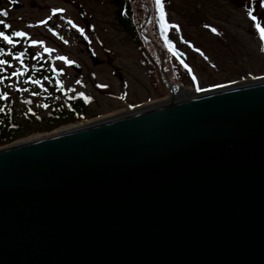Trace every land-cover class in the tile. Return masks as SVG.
<instances>
[{
	"label": "water",
	"instance_id": "water-1",
	"mask_svg": "<svg viewBox=\"0 0 264 264\" xmlns=\"http://www.w3.org/2000/svg\"><path fill=\"white\" fill-rule=\"evenodd\" d=\"M165 103L1 147L0 264H264V80Z\"/></svg>",
	"mask_w": 264,
	"mask_h": 264
},
{
	"label": "rangeland",
	"instance_id": "rangeland-1",
	"mask_svg": "<svg viewBox=\"0 0 264 264\" xmlns=\"http://www.w3.org/2000/svg\"><path fill=\"white\" fill-rule=\"evenodd\" d=\"M141 1L142 5L136 6V20L143 32L150 22V33L167 36L175 52L182 53L177 54L179 58L161 38L148 34L141 49L134 34L120 23L114 0H2L1 12L7 11L8 16L0 15V20L27 35L19 37V43L14 45L0 38V45L21 50L30 47L34 53L32 62L40 58L46 66L57 69L62 81V102L66 103L78 91L87 98L86 117L82 120L52 130L30 132L2 147L33 135L98 122L158 103L165 97L171 98L164 82L167 85L169 81L174 82L185 93L197 89L206 92L264 78V51H261L264 42L247 14L249 8L253 9V15L264 27V8L260 0H161L168 25L163 33L156 2ZM52 9L64 11L53 14ZM81 28L83 34L79 31ZM211 28H216L217 32H212ZM31 40L44 44L32 45ZM45 47L54 51L47 53ZM58 56H65L74 63L66 64L57 59ZM13 61L17 65L20 60L14 58ZM16 77L17 83L23 84L22 74ZM78 80L80 83H76ZM14 92L19 96L30 95L37 110L44 114V89L41 88L38 95L31 94L28 87L19 91L16 88ZM42 122L40 118L34 126Z\"/></svg>",
	"mask_w": 264,
	"mask_h": 264
},
{
	"label": "trees",
	"instance_id": "trees-1",
	"mask_svg": "<svg viewBox=\"0 0 264 264\" xmlns=\"http://www.w3.org/2000/svg\"><path fill=\"white\" fill-rule=\"evenodd\" d=\"M114 2L117 6V16L120 23L129 32L134 34L135 41L143 49V45H145V41L148 38L140 32V23L136 20V6L138 4L142 5V1L114 0ZM1 3L2 0H0V12L2 10ZM149 25L150 22L146 24L148 36L161 38L162 43L167 46L165 36L151 34ZM0 29L8 35H11L15 31L11 28L4 29L2 24H0ZM13 39L17 40V37H13ZM13 52L14 55L20 52L25 53L23 60H20L17 65L13 61L14 57L11 55ZM32 54L30 47L20 50L0 45V60L8 61L7 64L0 65V146L10 143L30 132L52 130L62 124L79 121L86 117V102L82 95L78 92L70 97L66 103L62 102L60 96L63 94V90L61 91L60 89L61 84L58 85L56 83L57 80L61 81L59 72H53L52 68L46 66L40 58L35 63L34 61L32 62ZM144 54L147 57L150 56L148 53ZM17 69L22 73L21 81L23 84L17 83L19 82L17 77L12 76V73L17 71ZM33 80H39L40 83H33ZM22 87H28L31 90V94L35 95H38L41 88L46 91L43 103V107L46 108L44 114H40L37 110V106L34 105V101L30 95L19 96L15 94L16 88L19 91ZM5 93H7V98H4ZM21 101L23 102L22 104ZM44 105H47V107ZM40 118L43 124L34 126Z\"/></svg>",
	"mask_w": 264,
	"mask_h": 264
},
{
	"label": "snow or ice",
	"instance_id": "snow-or-ice-1",
	"mask_svg": "<svg viewBox=\"0 0 264 264\" xmlns=\"http://www.w3.org/2000/svg\"><path fill=\"white\" fill-rule=\"evenodd\" d=\"M155 2H156V7L159 10L160 22H161V31L163 33L166 30V28L168 27V25H167V23L165 22V19H164L165 13H164V10H163V5L161 3V0H155ZM260 6L262 8H264V0H260ZM62 11H64V10L63 9H52V13L53 14H56L57 12H62ZM247 14L250 17V19L255 22L254 23V27L257 30L258 34H259L260 40L262 42H264V27H262L261 24L258 22L257 17L255 15H253V9L249 8ZM0 15H3L5 17H7L8 16V12L7 11L0 12ZM50 18L51 17H49V19ZM41 23H43V21H41ZM68 23L72 24V21L69 20ZM0 24L3 25L4 29H9L11 27L9 24L5 23L2 20H0ZM72 26L76 27L75 24H73ZM205 27H209V26L205 25ZM79 31L81 32V34H83V32H84V30L82 28L79 29ZM211 31L215 33V32H217V29L216 28H211ZM26 35H27V33H25L24 31H13L11 33V35L6 34L5 31H0V38H2L3 41L6 42L9 45H14V44L19 43V41L18 40H14L13 37H24ZM164 38H165V42H166L167 46L169 47V50L173 51V54L176 55L177 53L172 48L171 41L168 40L167 36H165ZM64 42L67 43V41H64ZM31 44L32 45L40 44L41 46H43L44 42L43 41H38V40H31ZM196 50L199 51V49H196ZM44 51L47 52V53H51V52L54 51V49L45 47ZM261 51H264V47L261 48ZM24 55H25V53L20 52V53H17L14 58L22 61ZM57 59L64 61V63H66V64L74 63V61L69 60L65 56H58ZM7 63H8L7 60H0V65L7 64ZM185 67H188V66L185 65ZM52 71L53 72H57V69L53 68ZM60 71H62V69ZM19 74H22V73L20 72L19 69H17V71H14L12 73V76H17ZM29 79H31V78H29ZM193 79L195 80V76H193ZM32 82L33 83H37V84L40 83L39 80H33ZM56 83L59 85V84H62V81L57 80ZM76 83H80V81L78 80V81H76ZM197 90H199V89H197ZM4 98H7V93L4 94ZM44 106L47 107V105H44Z\"/></svg>",
	"mask_w": 264,
	"mask_h": 264
},
{
	"label": "bare ground",
	"instance_id": "bare-ground-1",
	"mask_svg": "<svg viewBox=\"0 0 264 264\" xmlns=\"http://www.w3.org/2000/svg\"><path fill=\"white\" fill-rule=\"evenodd\" d=\"M260 80H264V78H262V79H257V80H249L247 83H251V82H257V81H260ZM247 83H239V84H247ZM169 92L171 93V99L174 97V96H176V97H180L181 95H186V97L187 96H189V91H186V93H184L183 94V92L179 89V87L177 86V85H175V84H170L169 86ZM182 98H184V97H182ZM179 99V98H178ZM170 100H169V97H165V98H163V99H161L158 103H162V104H166L165 102H169ZM158 103L156 102V103H153V104H148V105H146L145 107H143V108H146V107H149V106H156V105H158ZM161 106V105H160ZM128 111V110H127ZM125 113H128V112H125ZM124 112H122L121 114H125ZM84 125H86V124H84ZM81 126H83V124H79V125H75V126H69V127H63L62 129H60V130H58V131H56V132H52V133H50V134H46V135H33L32 137H30V138H27V139H25V140H22V141H19V142H27V141H32V140H35V139H39V138H42V137H44V136H48V135H52V134H56V133H60V132H66V131H68V130H70V129H74V128H79V127H81ZM17 143V142H16ZM15 144V143H14Z\"/></svg>",
	"mask_w": 264,
	"mask_h": 264
}]
</instances>
